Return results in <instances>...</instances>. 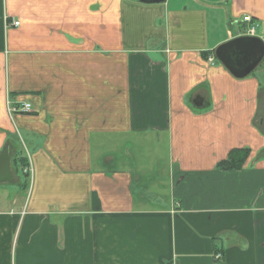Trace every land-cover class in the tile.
I'll list each match as a JSON object with an SVG mask.
<instances>
[{
	"label": "crops",
	"instance_id": "crops-1",
	"mask_svg": "<svg viewBox=\"0 0 264 264\" xmlns=\"http://www.w3.org/2000/svg\"><path fill=\"white\" fill-rule=\"evenodd\" d=\"M254 25L264 0H0V155L29 174L0 264H264V60L215 57Z\"/></svg>",
	"mask_w": 264,
	"mask_h": 264
},
{
	"label": "water",
	"instance_id": "water-1",
	"mask_svg": "<svg viewBox=\"0 0 264 264\" xmlns=\"http://www.w3.org/2000/svg\"><path fill=\"white\" fill-rule=\"evenodd\" d=\"M145 4L162 3L165 0H138ZM216 59L236 78L250 75L264 60V40L255 36L236 37L219 46ZM11 157L0 155V182H12Z\"/></svg>",
	"mask_w": 264,
	"mask_h": 264
},
{
	"label": "trees",
	"instance_id": "trees-1",
	"mask_svg": "<svg viewBox=\"0 0 264 264\" xmlns=\"http://www.w3.org/2000/svg\"><path fill=\"white\" fill-rule=\"evenodd\" d=\"M247 157V150L240 149L236 151H232L229 154V158L226 161H223L219 164L220 167H222L225 170H233L238 169L240 165H242V162ZM13 165L15 171H21L23 173V176L28 178V163L27 159L20 153L14 160Z\"/></svg>",
	"mask_w": 264,
	"mask_h": 264
},
{
	"label": "built area",
	"instance_id": "built-area-1",
	"mask_svg": "<svg viewBox=\"0 0 264 264\" xmlns=\"http://www.w3.org/2000/svg\"><path fill=\"white\" fill-rule=\"evenodd\" d=\"M243 22L244 23H251L252 20L249 16H247V17L243 18ZM14 25L18 26L19 22L14 23ZM255 31H256V25H254L251 28L250 32H247V33H248V35L253 36ZM9 110H10L9 112L13 115V114H19V113L28 114V113H31L33 109H32V106L30 104L22 103L21 105H16V106L11 105ZM217 258L220 259L221 255L218 254Z\"/></svg>",
	"mask_w": 264,
	"mask_h": 264
},
{
	"label": "rangeland",
	"instance_id": "rangeland-1",
	"mask_svg": "<svg viewBox=\"0 0 264 264\" xmlns=\"http://www.w3.org/2000/svg\"><path fill=\"white\" fill-rule=\"evenodd\" d=\"M12 159V158H11ZM12 162H13V159H12ZM11 168L13 169V171L15 172V169H14V165H13V163L11 164ZM19 174L21 175L22 173H21V171H19Z\"/></svg>",
	"mask_w": 264,
	"mask_h": 264
}]
</instances>
